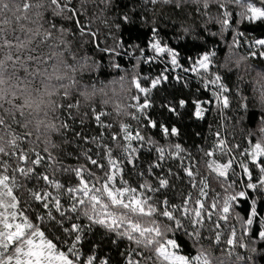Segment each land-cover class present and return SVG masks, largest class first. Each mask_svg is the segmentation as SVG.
<instances>
[{
  "label": "trees",
  "instance_id": "1",
  "mask_svg": "<svg viewBox=\"0 0 264 264\" xmlns=\"http://www.w3.org/2000/svg\"><path fill=\"white\" fill-rule=\"evenodd\" d=\"M6 2L11 3V0ZM260 2L241 0L237 4L225 0V6L221 7L220 3L212 0L205 9L202 3L198 5L191 0H169L167 3L164 0H156L155 3L153 0H84L83 4L81 0H72V5L81 13L74 19H67V13L55 15L49 6L39 10L42 17H37V10L33 9L29 13L30 20H23L20 24L16 23L13 15L15 9L0 13V23L4 19L11 21L5 26L7 39L13 43H16L17 36L21 40H31L21 52L22 60L31 55L44 61L39 65L35 60L27 61L29 71L38 70L45 74L33 79L19 64L15 68L10 63L7 65L6 76L15 72L9 85L23 88L27 84L32 97L42 99L43 103L38 111L25 108L24 115L5 104L4 108L11 109L19 123L12 121L10 116L5 118L12 123L17 135L23 137L25 133H31L21 143L23 150H31L30 155L39 151L47 160L45 148H48L58 165L55 179L68 187L78 181L73 173L59 169L86 165L103 176L104 172L88 163L84 153L97 159L107 170L105 146L111 148L114 157L126 161V153L117 147V143H124L121 125L127 124L133 133L140 131L146 139L151 138L165 148V157L160 159L154 146L133 141L139 151L135 153L134 165L123 163V180L139 189L142 184L156 187L158 178H166L169 181L167 188L145 193L152 196V202L158 206L165 199L170 205L182 204L189 193L193 200L202 199L208 206L218 200L221 206L226 194H235L225 191L229 184L231 189L236 188L235 192H245L244 198L237 197L230 212L244 226L255 202L257 216L251 226L250 238L256 241V253L251 257L255 264H264V239L259 237L260 221L264 219V189H248V178L239 166L245 160L243 154L249 145L264 141V57L260 55L264 48L256 44L257 40L264 39V21L250 22L245 14L247 3L259 7ZM225 12L229 13L227 25L223 24ZM49 32L51 35L45 39ZM155 42L178 54L179 68L173 69L167 53L157 56L152 48ZM205 55L209 57V66L203 76L215 79L218 75L221 78L220 83L228 89L221 93L228 98L227 108L213 96L214 91H219L218 86L206 87L200 76L184 71L185 68L191 69L194 62ZM162 73L168 76V80L152 88V80L160 78ZM20 80L25 84L19 83ZM134 80L149 89L148 93L139 92ZM45 85L53 95H39L44 93ZM181 99L186 101L183 108L179 105ZM145 100L149 101L150 107L144 109L142 115L135 105ZM193 101L202 102L201 118L194 115ZM21 102L19 99L14 101L16 104ZM169 104L176 107L178 115L168 111L166 105ZM3 112L4 109H0V114ZM97 115H100L99 122ZM133 115L140 117L139 121L133 119ZM149 121L155 122L157 127H151ZM48 124H55L60 130L51 132L46 127ZM61 124H67V129L60 127ZM161 125L169 130L177 128V135L165 136ZM3 134L0 131V135ZM113 135L118 137L117 141L112 139ZM218 140L225 142L223 152L218 147ZM177 144L182 149L179 153L175 149ZM169 150L174 155H168ZM209 151L215 153L213 157L205 155ZM230 158H234L233 166L226 180L207 167L209 160L227 163ZM8 159L0 156V160ZM9 162L15 167L14 160ZM185 169L197 174V182L206 179L205 197H200L202 185L197 183L195 189L192 187ZM250 170L255 183L256 177L260 176L259 168L250 165ZM36 171H47L52 175V170L43 164ZM119 180L120 174H117L118 183ZM22 183L25 187L15 192L21 200L20 206L26 209L27 215L41 227L48 239L67 252L68 245L63 241L70 243L71 238L62 227L49 226L46 213L31 199L28 191L44 187V182L38 184L32 179ZM64 203L69 204L66 196ZM38 214L44 215L43 223L37 219ZM69 215L73 220H65L66 225L75 222L86 229L80 245L82 256L91 254L93 246L97 245L95 254L99 258L108 259L109 264H126L122 253L135 245L98 224H90L82 215L78 219L71 213ZM155 218L162 224L170 223L162 216ZM215 220L213 215L209 223L213 224ZM220 223L224 226L226 221L220 220ZM89 227L90 231L87 230ZM226 228L230 233L235 230L238 236L243 232V228L232 229L237 228V223ZM168 235L179 241L182 253L194 255L197 245L210 249L213 254L219 252L218 245L207 237V232L202 233V239L196 245L182 230ZM241 241L244 243L246 239L241 236ZM246 249L240 248L237 252L242 255Z\"/></svg>",
  "mask_w": 264,
  "mask_h": 264
},
{
  "label": "snow or ice",
  "instance_id": "2",
  "mask_svg": "<svg viewBox=\"0 0 264 264\" xmlns=\"http://www.w3.org/2000/svg\"><path fill=\"white\" fill-rule=\"evenodd\" d=\"M155 2L156 0H153V3ZM164 2L167 3L169 0H164ZM191 2L198 5L202 3L203 7L207 9L212 0H191ZM216 2L220 3L221 7L225 6V0H216ZM227 2L240 4L241 0H227ZM83 3L84 0H81V4ZM261 5H264V0H261ZM49 6L55 15L67 13V19H74L81 14L80 10L72 5V0H47V2L45 0H19V2L11 0V3L6 2V0H0V13L15 9L13 15L16 23L20 24L23 20H30L29 13L33 9L37 10V17H42V13L39 10ZM245 14L250 22L264 21V7H256L252 3H247ZM224 16L223 24L227 25L229 13L225 12ZM10 23L9 19H4L0 23V55L3 57L0 58V109H4V112L0 114V131L4 133L0 135V156L9 158L8 161L0 160V264H109L108 259H101L95 254L97 245L93 246L91 254L86 257L82 256L80 245L84 240L83 233L86 229L75 222H71L70 226L66 225L65 220H73V216L69 215L70 213L75 215L77 219L82 215L90 224H98L106 231L115 233L118 238L127 239L130 244H134V248L130 247L125 253H122L126 257V264H149V262L151 264H231L233 255L236 258V264H239L244 258L235 254V247L237 246L235 230H233L226 241H222L219 232H215L214 237H212L214 244L219 245L222 242L226 244L227 247L222 249V252L226 253V258L214 257L211 250L205 249L203 246L196 248L194 255L182 253V245L174 236L170 237L168 234H174L182 230L193 241V245L200 243L205 224L212 222L213 215L217 213H221L218 217L219 219L227 220V214L230 212L231 207L230 202L236 200L237 196L244 198L245 192L241 191L238 194L226 195L222 207H220L218 200H214L210 206L206 205L202 199L193 200L191 193L185 197L182 204L170 205L165 199L158 206L152 202V196L145 193H155L160 189H165L169 186V181L166 178H158V186L156 187L150 184H142L139 189L131 187L127 181L123 180L122 165L125 162L134 165L135 153L139 149L133 145V141H138L141 144L146 142L150 146H154L160 159H164L166 150L157 145L151 138L146 139L140 131L133 133L127 124L121 125L124 143H117V147L121 148L123 153H126V161L114 157L111 148L105 146L104 155L108 160V168L105 170L104 165L85 152L84 155L88 163L100 168L104 174L101 176L86 167V165L59 169L75 175L78 183L72 187H68L55 179L58 165L56 158L47 147L45 148V152L48 153L47 160L39 151H34L30 155L31 150H23L21 147L22 140L29 137L31 133H25L23 137L15 133L12 123L5 116H10L12 121L16 123L19 122L16 121L11 109L4 108V105H10L11 108L17 109L21 115H24L25 108L38 111L43 100L33 98L27 88V84L23 80L19 81V83L25 84L23 88L9 85V80L15 75V72L11 76H6L7 65L10 63L15 68L19 64L34 79L37 75L44 76L45 74L38 70L30 72L26 66L27 61L35 60L38 65L44 63V61L38 56L33 57L31 55L26 60H22L21 52L31 43V40H21L17 36L15 37L16 43H13V41L7 39L5 26ZM77 23L79 22L77 21ZM21 30H24L23 25H21ZM28 31H31V29ZM48 35H51V33H47L45 39H47ZM256 44L264 48V39L257 40ZM152 48L157 56L167 53L171 57L170 63L173 69L180 67L178 54L175 51L167 46H161L159 42L153 43ZM13 49H15V53H13ZM260 55L264 57V51ZM208 66L209 57L205 55L201 59L196 60L191 69L185 68L184 71H191L200 76L204 80L206 87L208 85L218 86L219 91H214L213 96L223 104L224 108H227L229 106L228 98L222 96L221 93L227 92L228 89L220 83L221 78L218 75L215 79H207L203 76V73L208 71ZM59 78L57 77V79ZM167 80L168 76L162 73L160 78L152 80V88H156ZM27 83H32V81ZM133 84H135L139 92L148 93L149 89L141 87L135 80ZM13 88H15V91L12 90ZM37 92L39 93V90ZM17 93L21 95L18 96ZM44 94L51 96L54 93L48 91V86L45 85L44 93H39V95L42 96ZM67 95L68 93L65 91V96ZM17 99L22 102L20 104L14 103ZM193 103L196 108L194 115L197 118H201L203 111L202 102L193 101ZM185 104L186 101L183 99L179 101L181 108ZM135 107L137 111L144 115L143 110L150 107V103L145 100L142 104L137 103ZM166 107L169 112L179 114L176 107L172 104L166 105ZM132 118L138 121L140 119V117L135 115ZM96 120L100 121V115L96 116ZM149 123L151 127H157L155 122L149 121ZM24 127L26 128L27 125H24ZM46 127L51 132L60 130L55 124H48ZM60 127L67 129L68 125L61 124ZM160 127L165 136H175L178 133L175 127L170 130L163 125ZM112 139L117 141L118 137L113 135ZM48 143L50 144L51 141L49 140ZM218 147L223 152L225 150V142L218 140ZM175 149L176 153L182 151L179 144L175 145ZM214 154L212 151L205 153L208 157H213ZM168 155L174 154L169 150ZM243 155L247 162L242 160L239 166L243 174L248 177L246 187L248 189H256L257 187L264 189V141L250 144L249 149ZM13 160L15 161V167H12L9 162ZM233 160L234 158H230L227 163H217L215 160H209L207 167L218 177L226 180L228 171L233 166ZM42 164L52 170V175H49L47 171L44 173L36 171L37 167ZM250 165L258 167L260 171V176L256 177L257 182L255 183L253 182ZM185 173L194 189L197 187V183L202 185L199 193L200 197H205L207 195L205 189L208 187L206 179H201L197 182V174L191 169H185ZM117 174H120L119 183L117 182ZM32 179H35L38 184L43 181L44 187L28 189L31 199L43 208L50 227L55 228L57 225L62 227L67 236L71 238L70 243L67 240L63 241V243L68 245L67 252L62 250L53 240L48 239L41 227L27 215L26 209L20 206L21 200L15 195V192L25 187L22 181ZM231 187L232 185L229 184L228 188ZM227 190L225 188L226 192ZM65 196L69 204L64 203ZM24 203L28 202L25 201ZM28 206L31 207L30 204ZM157 215L162 216L170 223L162 224L155 218ZM256 216L257 209L253 201L251 215L245 223V234L252 226ZM37 219L43 223L45 217L38 214ZM219 227L220 225L216 224V228ZM260 227L259 237L264 239V219H261ZM87 230L90 231L91 228L89 227ZM113 243H116V241H113ZM238 246L241 248L245 247L243 243H239ZM252 251H255V249ZM145 252L151 253V255L146 257L144 255Z\"/></svg>",
  "mask_w": 264,
  "mask_h": 264
},
{
  "label": "rangeland",
  "instance_id": "3",
  "mask_svg": "<svg viewBox=\"0 0 264 264\" xmlns=\"http://www.w3.org/2000/svg\"><path fill=\"white\" fill-rule=\"evenodd\" d=\"M259 7H262L261 4H260ZM217 163H219V162H217ZM228 174H229V171H228ZM246 177H247V175H246ZM227 189H228L227 190V193H235V194H238L239 193V192H235V189L236 188H232V189L231 188H227ZM226 195H228V194H226ZM223 200H224V198H223ZM234 201H231L230 204L232 205L234 203ZM212 203H213V201L210 203V205ZM222 205H223V202H222V204H221L220 207H222ZM220 214L221 213L214 214L215 217H216L215 222L213 224H210L209 222L206 223L204 229L202 230V233L207 232V237L208 238H212V237H214L215 232H219L221 234L222 241H226L231 236V234H232V232L230 233L228 230H226L227 229L226 227L232 228L233 225H234V223H237V228H232V229H241V228H243V232H242V234L240 236H238V234L235 233V241H236V245H237L235 247V254H238L237 251L241 248V247L238 246L239 243H243L241 241V236H243L246 239V241L243 244L245 245L244 248H247L245 250V253H243L242 255L241 254H238V255H240V256H242L244 258L242 261L239 262V264H255L253 262V260H252L253 257H251V256L256 253V250L255 251H252L253 249H255V245L254 244L256 243V241H254L253 239L250 238L251 227L248 229L247 234H245V223L243 224L244 226L240 225L238 223L237 217L234 216V215H232L231 212H229L227 214L228 215V219L225 220L226 221V224H224V226H222L221 223H220V220L221 219L218 218ZM216 224H219L220 227L219 228H216ZM201 246L202 245H197L196 248H199ZM226 247H227L226 244L222 242L221 244L218 245L219 252L217 254H213V252L212 251L211 252H212V254H213L214 257L226 258V253H223L222 252V249H224ZM205 249H207V248H205ZM144 255L147 257V256L151 255V253L145 252ZM231 264H236L235 255H233V257L231 258Z\"/></svg>",
  "mask_w": 264,
  "mask_h": 264
}]
</instances>
